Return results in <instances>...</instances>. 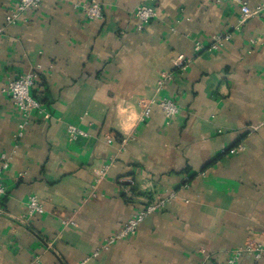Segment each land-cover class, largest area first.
<instances>
[{
  "label": "crops",
  "instance_id": "obj_1",
  "mask_svg": "<svg viewBox=\"0 0 264 264\" xmlns=\"http://www.w3.org/2000/svg\"><path fill=\"white\" fill-rule=\"evenodd\" d=\"M92 1L100 21L74 8ZM246 1L261 12L236 30L228 1L43 0L7 25L17 0H0V156H11L0 264H227L248 240L264 242V0ZM140 4L157 12L143 32ZM221 34L231 40L212 50ZM181 55L187 70L175 72ZM29 73L50 118L34 114L17 141L21 118L3 90ZM163 73L172 76L157 92ZM162 99L179 114L155 105L140 121L143 104ZM69 125L89 137L70 143ZM169 194L134 237L103 249ZM30 197L44 213L28 215Z\"/></svg>",
  "mask_w": 264,
  "mask_h": 264
},
{
  "label": "built area",
  "instance_id": "obj_2",
  "mask_svg": "<svg viewBox=\"0 0 264 264\" xmlns=\"http://www.w3.org/2000/svg\"><path fill=\"white\" fill-rule=\"evenodd\" d=\"M43 0H17L15 7L6 16V24L12 25L18 22L21 17L28 11L38 10ZM154 1V0H150ZM228 1L236 6L240 10V17L236 25V30H240L241 27L252 17L258 15L261 12V8L255 10L251 9L246 0H219ZM74 8L80 10L85 17L90 21H100L103 18V7L101 3L92 1L90 3H75ZM157 16V12L153 6L147 4H140L134 11V17L137 21V31L143 32L146 27ZM2 30L0 29V34ZM231 40L230 34H221L216 36L214 43L211 44L212 50L222 49ZM203 50V46L200 43L195 45V53H200ZM175 72H184L187 70L188 64L185 56L181 55L173 62ZM172 74H162L157 82V92L163 89L168 80L171 79ZM36 76L32 73L24 74L16 77L12 80L8 86L3 90V93L10 98L15 106L18 114L20 115L21 122L18 125L17 133L15 134V140H19L23 137L26 128L31 123L34 114H39L44 119H49L50 115L42 104L35 99L31 94V89L34 86ZM143 104V102H142ZM158 106L163 115L167 119H172L179 114V108L177 104L170 99H162L159 102L155 100L146 101L143 104V114L140 117V121L145 122L150 118L152 114V106ZM67 138L70 143L76 142L80 138H88L89 135L86 131L81 130L75 125H69L67 127ZM107 143L112 144L113 139L107 138ZM127 145V140L122 139V149ZM17 147V146H16ZM239 149H242L240 147ZM238 149L234 148L230 150V154L234 155ZM11 156L2 154L0 156V198L6 195V187L3 182V174L8 169ZM108 167L102 170L100 179L105 176ZM175 194H169L164 199L155 201L141 210L137 215L132 217L123 226V228L113 237L108 239L103 245L104 250L115 244L118 241L125 240L134 237L139 229L140 225L152 214L158 210L163 209L171 200L175 199ZM28 215L34 216L36 214L44 213V208L40 204L36 197H30L28 201ZM75 225L74 222H64V226ZM243 256H248L254 260H259L264 256V242L248 240V242L238 250H236L233 256L227 261V264H239Z\"/></svg>",
  "mask_w": 264,
  "mask_h": 264
}]
</instances>
